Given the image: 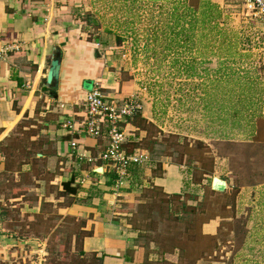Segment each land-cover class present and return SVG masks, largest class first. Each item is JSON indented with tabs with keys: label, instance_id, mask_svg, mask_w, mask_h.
Instances as JSON below:
<instances>
[{
	"label": "rangeland",
	"instance_id": "374dc122",
	"mask_svg": "<svg viewBox=\"0 0 264 264\" xmlns=\"http://www.w3.org/2000/svg\"><path fill=\"white\" fill-rule=\"evenodd\" d=\"M202 1L151 0L137 8L109 0L95 12L107 17L94 18L89 37L99 34L112 48L115 81L126 82L125 96L141 105L130 125L142 139H130L126 150L180 164L202 185L170 198L157 189L137 192L128 213L150 264H252L245 232L264 231V21L242 0H211L223 12L213 29ZM116 92L109 97L121 99ZM31 133L12 137L0 175L9 227L30 237L23 240L27 255L13 264H100L82 256V220L63 208L77 203L60 185L70 173L57 179V167L35 162L40 148ZM214 177L233 189L210 191ZM214 219L213 232L204 231ZM229 236L237 239L227 244Z\"/></svg>",
	"mask_w": 264,
	"mask_h": 264
},
{
	"label": "crops",
	"instance_id": "0c3cea01",
	"mask_svg": "<svg viewBox=\"0 0 264 264\" xmlns=\"http://www.w3.org/2000/svg\"><path fill=\"white\" fill-rule=\"evenodd\" d=\"M107 1L0 0V175L6 172V148L10 149V142L17 141L12 137L17 132L31 131L29 140L40 148V152L33 155L35 162L57 167V179L70 173L69 180L64 178L60 185L66 196L75 192L78 198L76 204L63 208L68 209L71 219L82 220L79 227L82 256H94L100 264H150L144 247L137 241L141 231L135 226L131 211L128 213L139 197L137 192L157 189L171 197L202 185L192 182L191 174L180 164L151 161L129 166L118 186L115 172L98 159L105 140L96 142L83 138L80 132L69 134L63 128V124L72 120L73 127L79 129L86 94L95 85L108 96L118 91L122 98L128 97L125 96L127 83L120 85L115 81L118 77L112 62V48L104 47L99 34L96 39L89 38L95 28L94 18L103 23L107 17L95 14L100 6L108 5ZM110 1L138 8L151 0ZM219 11L223 13L220 8ZM195 13L189 11L191 17ZM252 15L264 21V15ZM196 19L194 17V21ZM55 54L60 58L59 74L55 88H48L46 75ZM128 128L135 129L131 125ZM72 141L76 142V148L70 147ZM21 166L31 168L30 163ZM99 168L101 173L95 171ZM19 171L17 176L26 175L24 170ZM225 182L222 191L231 188V184ZM65 183L72 191L65 192ZM234 189L243 190L238 186ZM209 190L219 193L211 186ZM63 193L60 196H64ZM4 205L0 199V208ZM7 217L1 208L0 264H13L28 253H23L26 245L23 240L30 237L19 236L16 229L9 227L13 222ZM215 223V219L205 223L203 230L213 232ZM245 233L253 242L250 248L255 260L252 264H264V231ZM233 239L237 238L229 236L226 243ZM244 243L247 246V242Z\"/></svg>",
	"mask_w": 264,
	"mask_h": 264
},
{
	"label": "built area",
	"instance_id": "2783aa9c",
	"mask_svg": "<svg viewBox=\"0 0 264 264\" xmlns=\"http://www.w3.org/2000/svg\"><path fill=\"white\" fill-rule=\"evenodd\" d=\"M248 10L255 16L264 15V0H242ZM133 97V96H132ZM132 97L114 98L105 95L101 88L95 85L85 97L84 111L79 129H75L72 120L63 124L69 134L80 132L83 138L94 141L105 140L104 148L99 154L101 161L109 165L117 175L116 184H122L127 168L131 165L146 164L148 154L139 149L126 150L130 139L139 140L136 129H129L130 122L140 115L141 105ZM131 133H130V132ZM133 137V138H131ZM71 148H76L75 141L70 143Z\"/></svg>",
	"mask_w": 264,
	"mask_h": 264
},
{
	"label": "water",
	"instance_id": "95a60500",
	"mask_svg": "<svg viewBox=\"0 0 264 264\" xmlns=\"http://www.w3.org/2000/svg\"><path fill=\"white\" fill-rule=\"evenodd\" d=\"M60 68V58L55 54L50 62V66L46 75V85L48 88H55V84L58 78ZM97 173H101V169L95 170ZM226 187V182L216 177L212 178L211 188L215 191H222Z\"/></svg>",
	"mask_w": 264,
	"mask_h": 264
},
{
	"label": "trees",
	"instance_id": "16d2710c",
	"mask_svg": "<svg viewBox=\"0 0 264 264\" xmlns=\"http://www.w3.org/2000/svg\"><path fill=\"white\" fill-rule=\"evenodd\" d=\"M202 6L204 9V11H202V14H204V16L208 19L209 23H212L213 29H217L218 28V21L217 20L221 16V13L219 11L218 6L213 4L212 2H210L209 0L202 1ZM202 23H203V21H202ZM64 187H65V192L72 191L68 187L67 183L64 184ZM175 197H178V196H175ZM167 198H170V197H167ZM168 209L170 210V208H168ZM98 262L100 263L101 261H98Z\"/></svg>",
	"mask_w": 264,
	"mask_h": 264
}]
</instances>
